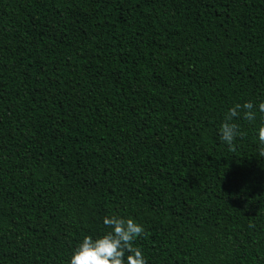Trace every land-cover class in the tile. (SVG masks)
Instances as JSON below:
<instances>
[{
  "label": "trees",
  "instance_id": "obj_1",
  "mask_svg": "<svg viewBox=\"0 0 264 264\" xmlns=\"http://www.w3.org/2000/svg\"><path fill=\"white\" fill-rule=\"evenodd\" d=\"M264 0H0V264H70L105 216L147 264H264Z\"/></svg>",
  "mask_w": 264,
  "mask_h": 264
},
{
  "label": "clouds",
  "instance_id": "obj_2",
  "mask_svg": "<svg viewBox=\"0 0 264 264\" xmlns=\"http://www.w3.org/2000/svg\"><path fill=\"white\" fill-rule=\"evenodd\" d=\"M257 111L264 113V102L258 106L248 101L244 104H235L224 117L220 126V139L229 146V151L235 152L234 141L238 136H243L239 125L234 122L235 118L243 116L249 122L255 121ZM259 157H264V126L258 130ZM104 225L110 229L104 235L93 238L85 236L74 251L70 264H147L140 247L135 246V241L147 238L143 225L133 218H125L113 215L105 216Z\"/></svg>",
  "mask_w": 264,
  "mask_h": 264
}]
</instances>
